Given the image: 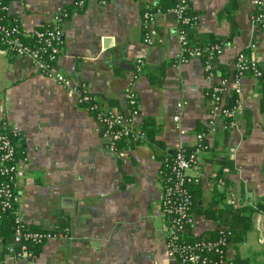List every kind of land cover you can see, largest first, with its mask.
Segmentation results:
<instances>
[{
  "label": "crops",
  "instance_id": "crops-1",
  "mask_svg": "<svg viewBox=\"0 0 264 264\" xmlns=\"http://www.w3.org/2000/svg\"><path fill=\"white\" fill-rule=\"evenodd\" d=\"M73 1L8 0V15L28 34L53 24L65 9L56 70L73 84L85 83L104 111L128 114L124 93L132 89L139 108L132 129L141 131L146 124L165 153L190 148L198 125L207 127L209 150L199 157L195 208L210 205L214 187L225 191L234 206L264 205V30L251 23L254 0L239 1L233 23L224 15L228 0H187L197 15L189 43L206 35L226 38L209 62L211 77L203 58L177 63L182 50L177 21L171 7L155 9L162 0H108L105 5L86 0L81 10L71 6ZM146 7L157 11L154 25L162 41L153 45L143 42ZM252 43L255 49L249 47ZM239 52L257 59L263 74L241 77L236 95L240 112L226 131V119L211 115L207 91L221 78H233ZM138 58L144 59L141 74L134 71ZM76 98L77 93L41 74L30 59L0 50V123L18 133L15 145L27 157L18 174L17 209L25 223L44 228L40 223L46 221L62 234L44 242L34 264H179L167 256L161 231L162 159L146 140H126L117 152L107 149L100 123ZM174 115L185 134L176 128ZM225 158L231 168L221 170L218 178ZM251 222L243 241L227 247V261L264 264V211L254 212ZM220 227L193 212L188 233L196 238ZM14 246L12 233L2 232L0 264H28L9 258L8 248Z\"/></svg>",
  "mask_w": 264,
  "mask_h": 264
},
{
  "label": "built area",
  "instance_id": "built-area-1",
  "mask_svg": "<svg viewBox=\"0 0 264 264\" xmlns=\"http://www.w3.org/2000/svg\"><path fill=\"white\" fill-rule=\"evenodd\" d=\"M86 0H74V6L82 9ZM108 0H100L101 5L107 4ZM187 0L178 2L169 9L175 15L177 21V39L182 47L181 53L177 57V63H186L194 58H202L203 51H207V60L203 68L208 77L213 72L210 69L209 61L221 52L218 45L201 49L188 45L185 26L191 24L195 26L197 20L191 21L186 14ZM8 0H0V50L8 57L28 58L41 74L55 79L58 83L69 88L73 93H77L76 102L89 107L97 108L95 104L88 106L91 94L87 92L85 83H72L71 78L58 72L55 62L59 57L63 46V30L61 21L68 16L65 9H61L54 16L53 24L42 28L32 29L28 34L24 33L19 22L14 24L6 23L8 15ZM156 10L146 7L142 11L143 42L153 45L162 41L155 28ZM251 23L264 30V0H254V11L250 16ZM31 38L26 42L22 36ZM255 49L254 43L249 46ZM144 65V59L138 58L135 61V73H138ZM260 77L263 74L257 59L244 52H239L234 64V76L231 80L221 78L213 84L207 91V96L211 103V115H221L230 120L231 126L234 122L233 116L240 112L237 104L228 108L225 106V94L230 91L234 94L240 93V79L246 74ZM126 102L129 107L128 114L117 109L107 112H97L96 120L102 127V135L107 140V149L117 152V145L123 140H138L144 137L141 131L132 129L133 118L139 114L138 98L132 89L125 91ZM180 105V104H178ZM176 128L180 133L186 131L179 125V116L174 115ZM17 132H8L3 129L0 123V235L2 233V220L7 211L13 210L19 201L17 190L18 174L23 165L27 162V157L23 152H18L15 145ZM207 132H196L194 134L193 145L186 149L179 146L174 153L164 158L158 170L160 180V201L159 208L164 221L161 231L164 239L167 256L176 259L179 264H224L226 261L225 252L229 244L227 234L221 231L215 240L194 238L183 239L184 233L192 223V199L190 185L197 184L201 179L200 155L209 149L206 140ZM12 239L16 244L8 248L9 258L18 261H25L34 264L36 253L30 245H43L50 238L61 236V233L51 232L47 229H34L25 223L18 209L13 217ZM207 253L217 255V259L212 261Z\"/></svg>",
  "mask_w": 264,
  "mask_h": 264
},
{
  "label": "trees",
  "instance_id": "trees-1",
  "mask_svg": "<svg viewBox=\"0 0 264 264\" xmlns=\"http://www.w3.org/2000/svg\"><path fill=\"white\" fill-rule=\"evenodd\" d=\"M239 1L240 0H228V3L226 5V7L224 8V15H227V18H229L231 20V23H233L231 14H233L234 10L237 8ZM177 2H178V0H162L160 2V4L155 9L164 10L167 7H173ZM187 3H188V1H187ZM71 6L75 9H79L76 6H74V3H71ZM186 14H187V16H189L191 18V21L194 19V17H195V20H197V15L194 14L193 12H191V9H190L188 4H187V8H186ZM5 21L8 24L18 23V20L16 18H11V17H7ZM194 27L195 26H192L191 24H188L185 26L187 37H188V32L191 29H193ZM22 39L26 42L31 41V38L27 37V36H22ZM225 43H226L225 37H221V36L215 37L214 35L203 36L200 39L196 40L195 42L191 41V43H189V41H188L189 46L199 47L202 50L206 49V48H210V47L215 46V45H218L219 47L222 48ZM202 58L204 59V62L207 60V51H203ZM143 69H144V66L141 67L140 71L137 74H141ZM261 77H258V78H261ZM261 90L263 92V95L261 97V106L264 109V88H262ZM236 98H237L236 94L229 93L225 98V106L228 108L234 107L237 104ZM99 103L100 102L96 98V96L91 94V99L88 102V106H91L93 104L96 105L97 108L89 107V112L95 118L97 116V112L109 111V110L104 111L101 108ZM233 120H235L234 116H233ZM146 121H149V120H146ZM229 121L230 120L226 119V131L229 130V127H230ZM198 130L200 132L205 133V132H207V127L204 126L203 124L202 125L199 124ZM141 132L144 134V137L142 139H138V140L129 139V140H131L133 143L140 142L142 140H146V141L151 142V144L153 146L152 148H153L154 156L158 159H162V161L164 160V158L169 157L174 153L175 150L172 153H168L167 151L165 153V149H164L163 144L159 141L154 140V138H153L154 136L152 134V131H149V127L146 126V124L141 129ZM125 141L126 140H123V141H121V143H119L117 145V151L120 150V148L122 147V145L124 144ZM184 148H186V147H184ZM186 149H188V148H186ZM224 168H231V164L228 162V160L226 158L221 160V167H220L219 172L217 173L218 178L220 177L221 170H223ZM197 185H198V183L197 184H191L189 187L190 193H191V199H192V211L195 213L200 212L206 218L215 220L218 223V225H220L221 227L215 231H208L206 233H203L201 236L196 237V238L215 240L218 237L219 233L221 231H224L227 234V243L228 244L242 242L243 239L245 238L247 232L251 229V226H252L251 225L252 224L251 215L254 212L264 211V205L260 202H257L253 205L246 204V205H242V206H234L231 203L227 202L225 191H219L216 187H214L213 191H212V195H211L210 205L205 207V208H195L196 198H198V196H196V193L199 191ZM219 204L221 206L216 207ZM16 209H17V206L15 205L14 209L7 211V213L3 217L2 232L4 234L13 233V228H12L13 227V217H14V213H15ZM30 227H32L34 229H40V230L44 229V228H36L34 226H31V225H30ZM188 229H189V227L187 228V231L184 233L183 239H188V240L194 239L195 237H191L189 235ZM47 230H49V229H47ZM50 231L51 232L53 231L57 234L61 233L60 231L53 230V229ZM30 246L34 250V252L37 254L38 251H40V247L42 246V244L41 245L40 244L39 245L32 244ZM207 254H208V258L212 261L216 260L218 257L217 255H214L212 253H207ZM224 264H236V262L233 260H231V261L226 260Z\"/></svg>",
  "mask_w": 264,
  "mask_h": 264
},
{
  "label": "water",
  "instance_id": "water-1",
  "mask_svg": "<svg viewBox=\"0 0 264 264\" xmlns=\"http://www.w3.org/2000/svg\"><path fill=\"white\" fill-rule=\"evenodd\" d=\"M238 116V114L236 113L235 115H234V117L236 118ZM64 222H66V221H60V223H64ZM41 224V226H43L45 229H49V230H52L53 229V225H49L46 221H44V222H42V223H40Z\"/></svg>",
  "mask_w": 264,
  "mask_h": 264
}]
</instances>
